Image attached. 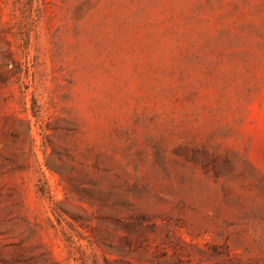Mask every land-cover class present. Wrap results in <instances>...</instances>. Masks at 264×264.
I'll list each match as a JSON object with an SVG mask.
<instances>
[{
    "label": "rangeland",
    "instance_id": "1",
    "mask_svg": "<svg viewBox=\"0 0 264 264\" xmlns=\"http://www.w3.org/2000/svg\"><path fill=\"white\" fill-rule=\"evenodd\" d=\"M0 264H264V0H0Z\"/></svg>",
    "mask_w": 264,
    "mask_h": 264
}]
</instances>
